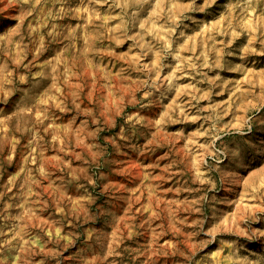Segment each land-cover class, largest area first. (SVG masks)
Here are the masks:
<instances>
[{
	"label": "clouds",
	"instance_id": "obj_1",
	"mask_svg": "<svg viewBox=\"0 0 264 264\" xmlns=\"http://www.w3.org/2000/svg\"><path fill=\"white\" fill-rule=\"evenodd\" d=\"M0 3L19 12L15 28L0 31V264H264V208L227 213L226 222L220 207L231 203L253 167L264 164V97H254L255 110L238 124L218 127L213 121L209 147L199 155L200 175L189 176L197 195L186 207L196 218L187 227V217L180 221L182 231L172 234L175 246L161 248L155 240L141 244V235L162 226L153 229L149 218L135 231L126 227L131 222L120 217V186L105 184L120 170L113 168L116 156L148 158L157 148L171 151L168 145L179 138L165 137L161 130L170 120L157 119L151 111L162 104L152 78L160 68L151 64L152 56L172 55L177 51L173 43H182L203 17L219 13L223 23L211 36L213 46L246 63L251 47L245 51L229 44L243 35L264 48V0H88L92 7L103 3L118 11L120 29L113 35L147 38L139 48L146 59L134 61L146 78L128 82L126 89L100 71L102 56L89 63L80 35L84 22L72 19L71 0ZM152 23L160 27L150 33ZM92 25L97 32L107 30L95 21ZM2 145L10 146L7 153ZM47 152L56 156L49 158ZM175 163L191 172L186 159L176 157ZM16 167L20 171L12 175ZM153 171L141 167L137 175L151 183ZM246 192L253 205H264V188L249 184ZM44 215L54 223L41 219ZM57 223L65 230L56 231ZM217 247L223 256L210 255Z\"/></svg>",
	"mask_w": 264,
	"mask_h": 264
},
{
	"label": "rangeland",
	"instance_id": "obj_2",
	"mask_svg": "<svg viewBox=\"0 0 264 264\" xmlns=\"http://www.w3.org/2000/svg\"><path fill=\"white\" fill-rule=\"evenodd\" d=\"M69 6L76 12V16L72 19L84 22L82 28L79 23L74 26L81 28V43L89 55L90 64H96L91 57L102 56L103 60L98 64L100 71L120 80L121 86L125 89L128 87V82L135 85L146 78L144 73L138 72L140 65L134 64V61L146 59L141 56L139 48L143 47L147 38L138 41L131 33L127 39L121 35H113L120 29L117 22L118 11H112L107 4L101 3L92 7L88 0H71ZM215 7L216 5H213V8ZM18 16L19 12L15 5L9 7L7 3H0V31L15 28ZM93 21L106 26L107 30L100 32L93 30ZM203 21L194 31H189L178 46L172 44L173 48H177L172 55L164 56L162 59L160 54L152 56L149 53V56H152L151 64L160 68L154 75L151 73L149 75H152L158 85L157 99H162V104L153 105L151 111L157 119L170 120L161 130L165 137L178 135L179 138L175 140L174 146L168 145L171 151L157 148L148 158L143 156L137 158L132 153L116 156L117 164L113 165V168L120 170L112 172L105 181V184L120 186L118 195L123 196L120 201L122 205L120 217L131 222L126 227L135 231L134 226L143 227L149 218L152 219L153 229L162 226L161 230L149 231L141 235L139 239L141 244L151 245L155 240L161 248L175 246L176 241L172 234L174 231H182L180 221L187 217V227L196 218V214L188 216L186 207L187 202L195 201L197 195L191 190L196 185L189 176L200 175L199 155L209 147L206 141L211 139L208 133L211 131L213 121L218 127H223L227 122L238 124L245 114H251V111L255 110L258 103L256 98L264 97V48L259 46L260 42L255 37L246 38L243 35L230 42L229 48L247 51L251 47L247 62L242 63L240 57L230 56L225 49L213 46L211 36L214 30L222 25V16L217 13L203 17ZM159 27L158 24L152 23L148 26V30L151 33L153 29ZM216 39L219 40L220 37L216 36ZM213 63L228 66L210 69L209 65ZM129 64H133L131 70L128 69ZM204 73L207 74V78L204 77ZM92 75L95 76V71ZM161 91L164 92L162 98L159 96ZM130 110L131 105L126 108V111ZM63 124L67 126L68 121H64ZM3 139L0 137V141ZM51 139H56L55 134ZM142 143L147 142L142 141ZM2 148L7 153L10 146L2 145ZM46 155L53 158L56 153L47 152ZM176 157L190 162V173H184L182 166L175 163ZM33 162L35 163V159ZM141 167L145 171L154 170L151 183L146 176L137 175V170ZM261 168H264V164L253 167L239 186L237 194L229 198L231 203L220 205L225 211L226 222L227 213H236L242 209L264 208V205H253L252 198L246 192L249 184L253 188L257 186L264 188V171H259ZM10 171L15 175L20 168L16 167ZM105 171L109 170L105 169ZM5 178L9 179L10 176L6 175ZM160 181L163 183L160 184ZM77 198H83V194ZM133 199L135 203L132 202ZM165 204L169 206L166 209ZM159 209L164 211H158ZM165 212H167L166 219ZM41 219L54 223L47 215L42 216ZM66 227H70V224ZM55 228L58 232L65 230L58 223L55 224ZM51 230L49 228V231ZM210 255L223 256L224 252L217 247L212 249Z\"/></svg>",
	"mask_w": 264,
	"mask_h": 264
}]
</instances>
